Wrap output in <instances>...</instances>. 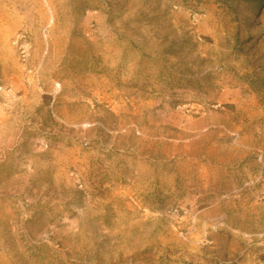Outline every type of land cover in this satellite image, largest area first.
<instances>
[{
    "label": "rangeland",
    "instance_id": "rangeland-1",
    "mask_svg": "<svg viewBox=\"0 0 264 264\" xmlns=\"http://www.w3.org/2000/svg\"><path fill=\"white\" fill-rule=\"evenodd\" d=\"M0 264H264V0H0Z\"/></svg>",
    "mask_w": 264,
    "mask_h": 264
},
{
    "label": "bare ground",
    "instance_id": "bare-ground-1",
    "mask_svg": "<svg viewBox=\"0 0 264 264\" xmlns=\"http://www.w3.org/2000/svg\"><path fill=\"white\" fill-rule=\"evenodd\" d=\"M244 89L240 88L237 89L233 94V103L236 105L237 107V116L239 114H245V115H249L252 114L253 112V108L256 107V99L254 96H250V95H245L244 94ZM229 95H226V97H228ZM225 98V97H224ZM189 233H191L190 235H192V230L189 231ZM187 242L192 243L193 245H186ZM207 242V241H206ZM165 243H169L173 246V249H177V250H181V251H187L189 252L190 255H194V250H196V253H199L202 250V247H200L198 245V243L196 241H194V238L192 237L191 239L189 237H185V239L181 242H176L173 240H169L168 242ZM205 246V245H202ZM189 247V249H188Z\"/></svg>",
    "mask_w": 264,
    "mask_h": 264
},
{
    "label": "built area",
    "instance_id": "built-area-1",
    "mask_svg": "<svg viewBox=\"0 0 264 264\" xmlns=\"http://www.w3.org/2000/svg\"><path fill=\"white\" fill-rule=\"evenodd\" d=\"M23 54H24V57H25L26 52L24 50H23Z\"/></svg>",
    "mask_w": 264,
    "mask_h": 264
}]
</instances>
